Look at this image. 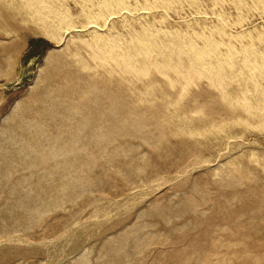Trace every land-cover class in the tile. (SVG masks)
I'll use <instances>...</instances> for the list:
<instances>
[{
    "label": "rangeland",
    "instance_id": "obj_1",
    "mask_svg": "<svg viewBox=\"0 0 264 264\" xmlns=\"http://www.w3.org/2000/svg\"><path fill=\"white\" fill-rule=\"evenodd\" d=\"M109 1L37 0L42 19L30 11L33 0L0 1V264H264V114L247 116L228 105L229 96L250 95L249 104L264 106V2ZM133 27L145 29L140 35L155 27L219 34L203 57L223 62L213 71L224 79H196L182 97L180 86L170 88L161 77L155 90L143 82L103 90L108 82L90 80L73 53L87 56L86 42L103 36L130 39ZM198 44L204 46L201 38ZM227 48L233 55L219 61ZM87 81L93 83L86 100H79ZM144 96L170 119L125 123ZM167 97L184 101L189 115L198 105L206 114L188 123L183 110H165ZM152 103L139 106L142 115ZM182 127L198 131L186 135L177 131Z\"/></svg>",
    "mask_w": 264,
    "mask_h": 264
},
{
    "label": "bare ground",
    "instance_id": "obj_2",
    "mask_svg": "<svg viewBox=\"0 0 264 264\" xmlns=\"http://www.w3.org/2000/svg\"><path fill=\"white\" fill-rule=\"evenodd\" d=\"M0 1H2L3 2V0H0ZM5 1V0H4ZM15 1H17V0H15ZM21 1H24V2H28L29 0H21ZM34 2L32 3V7H31V9H30V11H32V9H34L33 11L35 12V14L36 15H38L39 16V18H44V16H43V13H44V9H42V7L41 6H39V5H35L34 3H36L37 4V0H33ZM83 1H85V0H83ZM101 1V0H100ZM133 1V0H132ZM131 1V2H132ZM143 1V0H142ZM146 1V0H145ZM149 1V0H148ZM147 1V3H149ZM156 1V0H155ZM167 1H169V0H167ZM177 1V0H176ZM187 1V0H186ZM196 1H199V0H196ZM213 1V0H212ZM221 1V0H220ZM225 0H223V2H224ZM231 1V0H230ZM238 1V0H237ZM241 1V0H240ZM240 1L238 2V3H240ZM250 1V0H249ZM254 1V0H253ZM258 1V0H257ZM260 1V0H259ZM263 2H264V0H262ZM8 2V1H7ZM19 3H21L20 1H18ZM87 2V1H86ZM89 2H90V0H89ZM97 2H99V1H97ZM103 2H105V1H103ZM109 2H111V0L109 1ZM114 2V1H113ZM118 2V1H117ZM121 2V1H120ZM134 2V1H133ZM135 2H136V0H135ZM144 2V1H143ZM154 2V1H153ZM152 2V0H151V4L153 3ZM161 2V1H160ZM164 2V1H163ZM170 2V1H169ZM178 2H179V0H178ZM189 2H190V0H189ZM192 2V1H191ZM206 2H208L207 0H206ZM218 2V1H217ZM222 2V3H223ZM228 2V1H227ZM233 2V1H232ZM236 2V1H235ZM262 2V3H263ZM15 3V2H14ZM17 3V2H16ZM39 3V2H38ZM84 3V2H83ZM102 3V2H101ZM101 3L99 4V3H95V4H99V5H101ZM108 3V2H107ZM122 3H125V1L123 0L122 2H121V4ZM127 3V2H126ZM140 3V2H139ZM162 3V2H161ZM164 3H166V0H165V2ZM174 3H175V0H174ZM183 3V2H182ZM197 3H200V1L199 2H197ZM197 3H195V4H197ZM202 3V2H201ZM214 3V2H213ZM243 3V2H242ZM241 3V4H242ZM254 3H255V1H254ZM2 4V3H1ZM0 4V5H1ZM4 4H6V3H4ZM29 4V3H28ZM40 4V3H39ZM86 4V3H85ZM84 4V5H85ZM95 4H93V6L92 7H94V5ZM102 4H104V3H102ZM109 4V3H108ZM115 4V3H114ZM131 4V3H130ZM135 4V3H134ZM150 4V5H151ZM155 4V3H154ZM171 4H173L172 2H171ZM186 4V3H185ZM189 4V3H188ZM193 4V3H192ZM217 4H220L219 2L217 3ZM217 4H214V5H216L217 6ZM234 4H236V3H234ZM246 4H248V3H246ZM246 4L245 3H243V5H245L246 6ZM251 4H253L252 2H251ZM261 4V3H260ZM16 5H18L19 6V4L17 3ZM22 5V4H21ZM99 5H98V7H99ZM110 5H111V3H110ZM113 5V4H112ZM111 5V6H112ZM136 5H137V3H136ZM135 5V6H136ZM168 5H170V4H168ZM167 5V6H168ZM178 5V4H177ZM191 5V4H190ZM200 5V4H199ZM202 6H203V4H201ZM206 6H207V3L205 4ZM225 5V4H224ZM230 5V4H229ZM240 5V4H239ZM256 5H257V3H256ZM3 6H5V5H3ZM2 6V7H3ZM86 6H88V5H86ZM103 6V5H102ZM101 6V7H102ZM157 6V5H156ZM156 6H154V7H156ZM162 6V5H161ZM163 6H164V4H163ZM183 6V5H182ZM186 5H184V7H185ZM197 6V5H196ZM226 6V5H225ZM231 6V5H230ZM255 6V5H254ZM258 6V5H257ZM261 6V5H260ZM263 6H264V4H263ZM1 7V8H2ZM12 7H13V5H12ZM96 7V6H95ZM100 7V8H101ZM106 7V6H105ZM108 7V6H107ZM160 7V6H159ZM180 7V6H179ZM183 7V8H184ZM190 7V6H189ZM193 7V6H192ZM214 7V6H213ZM241 7V6H240ZM240 7H237V9L238 8H240ZM259 7V6H258ZM5 8H7V7H5ZM88 8H89V6H88ZM99 8V9H100ZM103 8V7H102ZM149 8V7H148ZM152 8V7H151ZM163 8V7H162ZM194 8V7H193ZM199 8V7H198ZM205 8V7H204ZM216 8V7H215ZM221 8H223L222 6H221ZM221 8H220V10H221ZM254 8V7H253ZM264 8V7H263ZM262 8V9H263ZM3 9H4V7H3ZM25 9V8H24ZM136 9V8H135ZM139 9V7H137V10ZM159 9H161V7L159 8ZM166 9V8H165ZM182 9V8H181ZM188 9V8H187ZM201 9V8H200ZM200 9H199V11H200ZM208 10H209V8H207ZM214 9V8H213ZM251 9V8H250ZM255 9V8H254ZM27 9H25V11H26ZM91 11L93 10V9H90ZM89 10V11H90ZM95 10V9H94ZM126 10H129V9H126ZM125 10V11H126ZM143 10H146V9H143ZM154 10V9H153ZM158 10V9H157ZM168 10H169V8H168ZM171 10H173L172 9V6H171ZM175 10V9H174ZM173 10V11H174ZM177 10V9H176ZM190 10V9H189ZM188 10V11H189ZM198 10V9H197ZM219 10V9H218ZM219 10V11H220ZM244 10V9H243ZM261 10V9H260ZM28 12H29V10H27ZM27 11H26V13H27ZM33 11L31 12V13H33ZM117 12H118V10H116ZM119 11H120V9H119ZM122 11V10H121ZM120 11V12H121ZM123 11H124V9H123ZM122 11V12H123ZM132 10H130V12H131ZM133 11H134V9H133ZM141 11V10H140ZM139 11V12H140ZM148 11V10H147ZM234 11V10H233ZM257 11V10H256ZM92 12H94V11H92ZM129 12V11H128ZM155 12V11H154ZM159 12H161V11H159ZM198 12V11H197ZM222 12V11H221ZM237 12V11H236ZM238 12H239V10H238ZM253 12H254V10H253ZM252 12V13H253ZM96 13V12H95ZM100 13V12H99ZM102 13H103V9H102ZM124 14H125V12H123ZM123 13H122V15H123ZM133 13V12H132ZM153 13V12H152ZM156 13V12H155ZM177 13V12H176ZM179 13H180V11H179ZM191 13H193V12H191ZM201 13V12H200ZM207 12H205V14H206ZM223 13V12H222ZM227 13V12H226ZM232 13V12H231ZM243 13V12H242ZM249 13V12H248ZM259 13V12H258ZM30 14V13H29ZM42 15V17H41V15ZM117 14V13H116ZM136 14V13H135ZM141 14H143V13H141ZM164 14V13H163ZM166 14V13H165ZM178 14V13H177ZM181 14V13H180ZM188 14V13H187ZM194 14V13H193ZM203 13H201V15H202ZM204 14V15H205ZM211 14V13H210ZM214 14V13H213ZM241 14V13H240ZM246 14H247V12H246ZM26 15H28V14H26ZM34 15V14H33ZM35 15V16H36ZM97 15H99V14H97ZM113 15V14H112ZM121 15V14H120ZM148 15V14H147ZM152 15V14H151ZM154 15V14H153ZM152 15V16H153ZM160 15V14H159ZM197 15V14H196ZM215 15V14H214ZM231 15V14H230ZM32 16V15H31ZM94 16V15H93ZM103 16V15H102ZM114 16V15H113ZM136 16V15H135ZM141 16V15H140ZM145 16V15H144ZM177 16V15H176ZM186 16V15H185ZM217 16H219V15H217ZM216 16V17H217ZM224 16V15H223ZM222 16V17H223ZM232 16V15H231ZM242 16V15H241ZM256 16V15H255ZM258 16V15H257ZM256 16V17H257ZM125 17V16H124ZM132 17V16H131ZM134 17V16H133ZM137 17V16H136ZM143 17V16H142ZM154 17V16H153ZM153 17H151V18H153ZM163 17H166V15L165 16H163ZM220 17H221V14H220ZM220 17H217V18H220ZM244 17V16H243ZM242 17V18H243ZM31 18V17H30ZM95 18V17H94ZM93 18V19H94ZM96 18H97V16H96ZM99 18V17H98ZM117 18H119V17H117ZM135 18V17H134ZM167 18V17H166ZM175 18V17H174ZM206 18V17H205ZM230 18V17H229ZM232 18H233V16H232ZM237 18V17H236ZM245 18H247V17H245ZM92 19V20H93ZM116 19V18H115ZM121 19V18H120ZM129 19V18H128ZM139 19H141V18H139ZM147 19H149V18H147ZM146 19V20H147ZM154 19V18H153ZM165 19V18H164ZM177 19V18H176ZM175 19V20H176ZM196 19V18H195ZM194 19V20H195ZM197 19H200V18H197ZM211 19V18H210ZM228 19V18H227ZM240 19V18H239ZM90 21V22H95L94 20L93 21ZM98 20V19H97ZM138 20V19H137ZM155 20V19H154ZM163 20V19H162ZM190 20H191V18H190ZM209 20V19H208ZM222 20H223V18H222ZM230 20V19H229ZM233 20H234V18H233ZM139 21V20H138ZM153 21V20H152ZM164 21V20H163ZM166 21V20H165ZM168 21H170V20H168ZM197 21V20H196ZM199 21V20H198ZM197 21V22H198ZM210 21V20H209ZM236 21H238L239 22V20H237L236 19ZM236 21H234V22H236ZM241 21H243L242 19H241ZM244 21H246V19H244ZM127 22V21H126ZM130 23L132 22V21H129ZM149 22V21H148ZM155 22V21H154ZM153 22V23H154ZM183 22V21H182ZM187 22H189V21H187ZM197 22H193L194 24H196ZM211 22V21H210ZM214 22V21H213ZM222 22V21H221ZM225 22V21H224ZM228 22V21H227ZM89 23V22H88ZM128 23V22H127ZM135 23V22H134ZM152 23V22H151ZM150 23V24H151ZM158 23V22H157ZM160 23V25H161V22H159ZM164 23V22H163ZM166 23V22H165ZM168 23V22H167ZM177 23H179V22H177ZM198 23H200V22H198ZM204 23V22H203ZM202 23V24H203ZM207 23V22H206ZM215 23V22H214ZM214 23H212L213 25H214ZM240 23V22H239ZM93 24V23H92ZM105 24H106V22H105ZM104 24V25H105ZM113 24V23H112ZM139 24V23H138ZM148 24V23H147ZM150 24H148V25H150ZM156 24V23H155ZM170 24V23H169ZM183 24V23H182ZM188 24V23H187ZM201 24V23H200ZM222 24H224V23H222ZM230 24V23H229ZM234 24H236V23H234ZM260 24V23H259ZM89 25H91V24H89ZM102 25V24H101ZM104 25H102L103 27H104ZM107 25V24H106ZM105 25V26H106ZM126 25V24H125ZM152 25V24H151ZM163 25V24H162ZM179 25V24H178ZM189 25V24H188ZM215 25H217V24H215ZM218 25H219V23H218ZM84 26V25H83ZM95 26H97L96 24H95ZM114 26V25H113ZM122 26H124V25H122ZM128 26H131V24L130 25H128ZM170 26V25H169ZM180 26V25H179ZM187 26V25H186ZM190 26V25H189ZM191 26H193V25H191ZM206 26V24H204V27ZM221 26V29H222V25H220ZM228 26V25H227ZM263 26V28H264V25H262ZM111 27V26H110ZM115 27V26H114ZM113 27V28H114ZM144 28H146L145 26H143ZM149 27H151V26H149ZM171 27V26H170ZM194 27H195V25H194ZM194 27H193V29H194ZM204 27H201V29L202 28H204ZM210 27V26H209ZM213 27V26H212ZM231 27V26H230ZM238 27V26H237ZM246 27V26H245ZM254 27H255V25H254ZM89 27H87V29H88ZM94 28V27H93ZM117 28V27H116ZM124 28V27H123ZM143 28V29H144ZM152 28V27H151ZM156 28V30L154 29V27H153V29L154 30H148V29H146V32H145V34H143V35H140V32L143 30H139L140 32L138 33L137 32V30L133 27V29H135L136 30V32H134V33H132V34H130V39H125V37L124 38H122V37H118V38H116V37H106V36H103V37H100L101 39H100V41H99V38H95L94 39V41L93 42H90V41H88V42H86V46H85V49H86V53H87V56H79L78 55V53H73L74 54V56H75V58H76V62L77 63H79V65H80V67H81V69H83L84 71H86V73H87V75H89V79L91 80L92 78H97L98 80H102L103 82H108V83H106V84H104V87H102L103 88V90L104 89H106V87H107V84H115V87H118L119 89H126V90H131V89H134V88H136L137 86L135 85V84H137V83H139V82H143V86L145 87V88H150V89H152V90H155V87H154V84H155V82H156V80H157V77H161V78H164L165 79V83L170 87V88H177V87H179L180 86V88H181V92H180V94L178 95V97H182V94L183 93H185V92H189L190 90H189V87L191 86V85H196L197 84V81H196V79H201V78H203V77H206V79L208 80V82H210V84L212 83V85L213 84H216L217 85V83H221L222 82V79H224V78H222L220 75H221V73H219V71L218 70H216V72H214L213 70H215V69H218L217 67H219V68H221V64L223 63L222 61H221V64L219 65V66H216V63L214 64V63H210L209 61H210V59H211V57H210V59H208V60H205L204 59V57H203V55H206V54H208V55H210L211 53H213V49L214 48H212V45H210L211 44V42L213 41V37L215 36V35H217V33L215 34V35H213L212 33L211 34H206L205 33V35L204 34H194V33H187L188 32V30H189V28H188V30H187V32H184V31H182V32H180V31H177V29L175 30V29H168V30H164L163 28H158L157 29V27H155ZM199 28V27H198ZM206 28H208V27H206ZM214 28V27H213ZM251 28V27H250ZM109 29V28H108ZM125 29V28H124ZM130 29H131V27H130ZM216 29V28H215ZM218 29V28H217ZM224 29V28H223ZM260 29V28H259ZM91 30H94V29H92V27H91ZM99 29L97 28V31H98ZM111 30V29H110ZM148 30V31H147ZM220 30V28L218 29V31ZM235 30V29H234ZM261 30V29H260ZM259 30V31H260ZM100 31H102V30H100ZM125 31H127V30H125ZM144 31H145V29H144ZM194 31H196V30H193V32ZM206 31V30H205ZM208 31H210V30H208ZM207 31V32H208ZM224 31V30H223ZM222 31V33L224 34V32ZM233 31V30H232ZM242 31V30H241ZM248 31V30H247ZM92 32V31H91ZM114 32V31H113ZM121 32V31H120ZM211 32V31H210ZM214 32V31H213ZM252 32V31H251ZM88 33V32H87ZM94 33H96V31L94 32ZM105 33V32H104ZM110 33V32H109ZM142 33V32H141ZM196 33V32H195ZM238 34L239 33H243V32H237ZM81 34H82V31H81ZM91 34V33H90ZM111 34V33H110ZM121 34V33H120ZM238 34L237 35H235V36H238ZM243 34H245V33H243ZM251 34V33H250ZM256 34V33H255ZM261 34V33H260ZM112 35V34H111ZM219 35V34H218ZM217 35V36H218ZM228 35V34H227ZM234 35V34H233ZM98 36V32L96 33V37ZM100 36V35H99ZM195 36V37H194ZM229 36V35H228ZM232 36V35H231ZM231 36L229 37L230 39H231ZM239 36H240V34H239ZM259 35L257 34V37H258ZM221 37V36H220ZM252 37V36H251ZM263 37V36H262ZM261 37V40H263V38ZM197 38H201V40L203 41V45L204 46H202V45H200L199 46V44H198V46L196 45V41H197ZM215 38V37H214ZM222 38V37H221ZM224 38V37H223ZM222 38V39H223ZM233 38V37H232ZM236 38V37H235ZM242 38V37H241ZM244 38H247V36L246 37H244ZM249 38V37H248ZM254 38V37H253ZM212 39V40H211ZM255 39V38H254ZM258 39V38H257ZM233 40V39H232ZM236 40H238V38H236ZM248 40V39H247ZM231 41V40H230ZM249 41V40H248ZM214 42H216V41H214ZM238 42V41H237ZM236 42V43H237ZM240 42V41H239ZM251 41H249V43H250ZM254 41H252L251 43L254 45L255 43H253ZM198 43V42H197ZM246 44H247V41L245 42ZM244 43V44H245ZM248 43V44H249ZM251 43H250V45H251ZM221 44V43H220ZM220 44H215L214 46H215V48H216V45L218 46V47H220L219 45ZM224 44V43H223ZM226 44V43H225ZM224 44V46H226ZM256 44H257V42H256ZM255 44V47H257V45ZM242 45V44H241ZM249 45V46H250ZM259 45V44H258ZM262 45H264V44H262ZM228 46V45H227ZM248 46V45H247ZM252 46V45H251ZM233 47H235V45L233 46ZM232 47V48H233ZM240 47V46H239ZM230 48V47H229ZM229 48H227V52H226V54H224L223 56H221V55H219L218 54V52L216 53V52H214V53H216V54H218L219 56L217 57L216 56V58H219V61L220 60H223V61H227L228 59H229V57H231V55H233V53H232V51L234 50V48H233V50H231V49H229ZM242 48V47H241ZM235 49H236V47H235ZM253 49V48H252ZM216 50V49H215ZM214 50V51H215ZM218 50V49H217ZM216 50V51H217ZM221 50V49H220ZM245 50H247V49H245ZM248 50H249V47H248ZM255 50V49H254ZM212 51V52H211ZM222 52V51H221ZM220 52V53H221ZM236 52V51H235ZM238 52H244L243 50L242 51H238ZM246 52V51H245ZM244 52V53H245ZM249 52V51H248ZM235 54V53H234ZM78 55V56H77ZM208 55H206L207 57H208ZM238 55V54H237ZM240 55V54H239ZM244 56L245 55H247V54H243ZM255 55V54H254ZM263 55H264V52H263ZM211 56V55H210ZM235 56V55H234ZM256 56H258V55H255V58H256ZM238 57V56H237ZM213 58V57H212ZM234 58V57H233ZM263 58H261V60H262ZM246 61H248L247 59H245ZM260 60V61H261ZM216 61H218V59L216 60ZM234 61V60H233ZM232 61V62H233ZM250 61H251V59H250ZM249 61V62H250ZM264 61V60H263ZM262 61V62H263ZM256 62V61H255ZM255 62H254V64H255ZM228 63V62H227ZM251 63V62H250ZM258 63H260L259 61H258ZM231 64V63H230ZM229 64V65H230ZM252 64H253V62H252ZM261 64V63H260ZM224 65V64H223ZM228 65V64H227ZM246 65V64H245ZM248 65V64H247ZM251 65V64H250ZM238 66V65H237ZM243 66V65H242ZM252 66V65H251ZM256 66V65H255ZM261 66H264V65H261ZM228 67V66H227ZM230 67V66H229ZM228 67V68H229ZM234 67V66H233ZM250 67L248 66L247 68H246V66H245V70L246 69H249ZM253 68H255V67H253ZM253 68H252V70H253ZM224 69H225V66H224ZM242 69H244V68H242ZM229 70H230V68H229ZM244 70V71H245ZM251 70V71H252ZM255 70H257V68L255 69ZM258 70L260 71V69L258 68ZM227 71V70H226ZM254 71V70H253ZM261 71H264L263 69H262V67H261ZM222 72V71H221ZM224 72V71H223ZM222 72V73H223ZM234 72H235V70H234ZM236 72H238V71H236ZM239 72H241L242 73V71H241V69H240V71ZM216 74V76L218 77V78H214L212 75L213 74ZM230 73V72H229ZM214 74V75H215ZM232 74V73H231ZM230 74V75H231ZM247 74V73H246ZM253 74V73H252ZM259 74H262V72H260ZM225 75H227L226 73H225ZM224 75V76H225ZM233 75V74H232ZM234 75H235V73H234ZM243 75V74H242ZM256 75V74H255ZM264 75V74H263ZM220 76V77H219ZM223 76V77H224ZM237 76L239 77V74H237ZM251 76H254V75H251ZM227 77H228V75H227ZM226 77V78H227ZM237 77V78H238ZM256 77H257V75H256ZM260 77V76H259ZM222 78V79H221ZM235 78H236V76H235ZM252 79H250V78H248V79H250V80H254L253 79V77H251ZM261 78V77H260ZM264 78V77H263ZM65 79H66V77H65ZM233 79V78H232ZM88 80V79H87ZM226 80V79H225ZM229 80V79H228ZM234 80V79H233ZM247 80V79H246ZM250 80H249V82H250ZM258 80V79H257ZM263 80V79H262ZM238 81H241V80H238ZM243 81V80H242ZM241 81V82H242ZM256 81V80H255ZM259 81V80H258ZM261 81V80H260ZM244 82V81H243ZM263 82V81H262ZM91 83H93V82H90V81H87L85 84V88H82V90H81V92H80V94H84L83 95V98L82 97H78V99L79 100H86V97H87V95H88V92L86 91V88H87V86H91L90 84ZM225 83V82H224ZM264 83V82H263ZM244 84V83H243ZM260 85H262L261 84V82L259 83ZM232 85V84H231ZM254 85V84H253ZM246 86V85H245ZM218 87V86H217ZM216 87V88H217ZM263 87V86H262ZM92 88V87H91ZM234 88H236V87H234ZM253 88V87H252ZM257 89H258V85H257V87H256ZM218 89V88H217ZM242 89V88H241ZM249 89V88H248ZM247 89V90H248ZM216 90V89H215ZM246 90V91H247ZM259 90V89H258ZM263 90V89H262ZM233 91V90H232ZM253 91H255V90H253ZM87 94H86V93ZM255 93H257V92H255ZM229 94V93H228ZM252 94V93H251ZM246 95H247V93H246ZM256 95V94H255ZM258 95V94H257ZM184 96H188V95H184ZM201 96V95H200ZM236 96V95H235ZM243 96V95H242ZM248 96V95H247ZM263 96V95H262ZM249 97H251L250 95L248 96V97H236V98H232V99H230V96L228 97L229 98V100L231 101L228 105H229V107L231 108V110H239V109H241V111L242 112H244L247 116H249V115H253V116H256V115H258V114H264V106L262 105V104H249ZM252 97H253V94H252ZM220 98V97H219ZM259 98V97H258ZM167 99V102H168V104L166 105V107H165V110H167V109H172V107H176L177 108V110L179 111L180 109L181 110H183V113L182 114H180L182 117V119H185V118H187V115H189V112L187 111V107H186V105L183 103L184 101H182L181 103V106L180 105H178L177 104V98H172V97H167L166 98ZM77 100V99H76ZM112 100V99H111ZM253 100V99H252ZM262 100H263V98H262ZM115 101H117L118 102V104L122 101V100H118V99H116ZM146 101V103H152V101L151 100H149L148 99V97L147 96H144V98H142L141 100H139L137 103H136V106H133V107H131L130 108V115H129V118L126 120V122L125 123H128V124H134V122H137V120H139V119H145L144 117H146L147 115H151V116H148L149 118H151V121L153 122V124L154 123H156V122H165V121H167L168 119H170V115L167 113V112H163L160 116L158 115V113L159 112H157L156 111V109H157V107L158 106H154L153 104L154 103H152L151 105H150V107H151V112H149V113H146L145 115H142L141 113H143V111L144 110H139L138 108H140L139 106H141V105H144L143 103ZM223 101V100H222ZM225 102V101H224ZM122 103V102H121ZM250 103H252V102H250ZM146 106V105H145ZM154 106V107H153ZM191 109V111H190V113H191V115H189V117H191L192 119H190L189 118V120H188V123L189 122H194L195 120H197V119H202L204 116H205V114H206V107L204 106V105H198L196 108H190ZM189 109V110H190ZM237 112V111H236ZM134 115V116H133ZM137 115V117H135ZM204 115V116H203ZM207 117L206 118H208V115H206ZM211 117V116H210ZM226 117H227V115H226ZM229 117V116H228ZM244 118V117H243ZM263 118V117H262ZM261 118V119H262ZM210 119V118H209ZM187 120V119H186ZM222 120V119H221ZM225 120V119H224ZM237 120H235V122H236ZM221 122V121H220ZM223 122V121H222ZM233 122V120L231 121H229V123H232ZM235 122H233V124L235 123ZM239 122H240V119H239ZM224 123H227V121L226 122H224ZM256 123V122H255ZM258 123V122H257ZM213 124V123H212ZM219 124V123H218ZM221 124H223V123H221ZM239 124V123H238ZM135 125V124H134ZM201 125H203V124H201ZM206 125V124H205ZM216 125H217V123H216ZM225 125V124H224ZM223 125V126H224ZM235 125V124H234ZM236 125H237V123H236ZM240 125V124H239ZM248 126H249V124H247ZM136 127L138 126V125H135ZM206 127H207V125H206ZM206 127H204L205 128V130H206ZM220 128H222V127H220ZM219 128V129H220ZM216 129H218V128H216ZM218 129V130H219ZM183 131V132H186V135H187V131H191V130H193V128L192 129H190V130H188V129H186L185 127H182V128H180V129H178L177 131ZM209 130V129H208ZM207 130V131H208ZM213 130H215V128L213 129L212 128V131ZM196 131H198V130H196ZM196 131H193V132H196ZM200 131V130H199ZM203 131H204V129H203ZM211 131V130H210ZM209 131V132H210ZM220 131V130H219ZM193 132H190V133H193ZM200 133V132H199ZM213 133H214V131H213ZM179 134H182V133H179ZM185 134V133H184ZM194 134V133H193ZM205 134H206V132H205ZM208 134V133H207ZM202 135H204V133L202 134ZM183 136V135H182ZM189 136H191L190 134H189ZM263 165V164H262ZM263 167H264V165H263ZM264 173V172H263Z\"/></svg>",
    "mask_w": 264,
    "mask_h": 264
}]
</instances>
